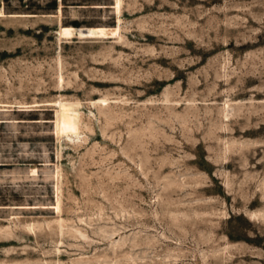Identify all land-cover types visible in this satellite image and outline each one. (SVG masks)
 Segmentation results:
<instances>
[{
    "label": "rangeland",
    "instance_id": "obj_1",
    "mask_svg": "<svg viewBox=\"0 0 264 264\" xmlns=\"http://www.w3.org/2000/svg\"><path fill=\"white\" fill-rule=\"evenodd\" d=\"M0 264H264V0H0Z\"/></svg>",
    "mask_w": 264,
    "mask_h": 264
}]
</instances>
